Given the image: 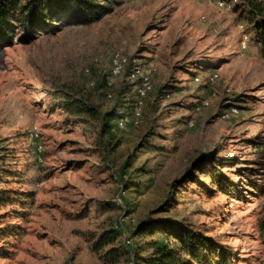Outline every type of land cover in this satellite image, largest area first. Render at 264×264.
Here are the masks:
<instances>
[{"label":"rangeland","instance_id":"1","mask_svg":"<svg viewBox=\"0 0 264 264\" xmlns=\"http://www.w3.org/2000/svg\"><path fill=\"white\" fill-rule=\"evenodd\" d=\"M215 1L116 0L96 21L62 23L0 50V264H104L90 239L106 230L124 251L116 264H132L129 248L133 260L147 256L149 240L176 248L165 233L133 234L141 222L168 219L229 247L234 264H263L264 58L250 34L238 54L237 26L247 23ZM114 52L154 73L136 124L127 114L133 87L125 93L117 112L127 121L122 129L112 121L117 143L107 150L93 124L56 97L71 92L108 110L124 80L108 73ZM219 175L236 191L226 194Z\"/></svg>","mask_w":264,"mask_h":264},{"label":"trees","instance_id":"2","mask_svg":"<svg viewBox=\"0 0 264 264\" xmlns=\"http://www.w3.org/2000/svg\"><path fill=\"white\" fill-rule=\"evenodd\" d=\"M115 3L116 0H0V50L5 46L12 45L14 39L18 42L25 41L33 33L52 34L58 30L62 23L89 24L110 13ZM234 6L239 9L241 17L247 23V30L243 28L242 30L248 35H252L257 42L260 55L264 58V3L261 0H236L230 9ZM131 59L128 57V64L121 74L124 80L116 89L113 98L115 104L108 110L100 111L86 98L75 93L64 92L56 97L57 105L66 114L75 117L80 123L93 124L95 144L100 149L112 150L117 143L113 140L114 136L111 132L112 121L122 115L117 112V107H124L125 93L129 92L130 86H133V83L126 78ZM107 94L109 97L113 95L110 85L105 82V97ZM132 101L130 100V104L127 106L129 113ZM129 113L127 114L129 115ZM223 181L224 178L219 175L217 184L228 187L224 190L226 194L231 193L234 190L233 183L229 181L224 184ZM180 225L169 219L149 223L141 222L135 228L134 235L150 236L155 232L165 233L166 238L173 239L176 248L155 246V242L149 240L145 242V246L151 249L150 254L137 256L136 260H133L134 251L129 246L125 247L129 248L127 254L131 256L132 264L235 263V255L229 247L219 244L216 239L201 236ZM256 230L264 252V201L258 210ZM116 238L117 234L114 230H106L90 239V248L93 252L100 253L99 259L102 263L116 264L124 255V251L114 245Z\"/></svg>","mask_w":264,"mask_h":264},{"label":"built area","instance_id":"3","mask_svg":"<svg viewBox=\"0 0 264 264\" xmlns=\"http://www.w3.org/2000/svg\"><path fill=\"white\" fill-rule=\"evenodd\" d=\"M235 1L236 0H216L215 4L219 8H222L224 10H230L231 5ZM237 27L238 30L240 31L238 54L242 56L248 44V34L242 30V27L240 25H238ZM128 61H129L128 57L120 53L114 52L113 54H111L109 58V68H108L109 75L111 77L120 76L124 72L128 64ZM83 73L88 74V68H84ZM153 73H154V67L151 63L144 62L136 58H132L130 60V66L128 68L126 78L127 80H129V82L133 83L132 87L134 92V98L131 104V111L129 113V117H130L129 120L133 124H136L139 118L141 117L144 98L146 97L147 93L151 91L152 88L150 79ZM215 77H216V73L212 72L210 73L209 76H207V79L208 81H212ZM88 84L92 86L94 84L93 80H90ZM107 97H109L108 94ZM207 103H208L207 100H201L199 102V106H205L207 105ZM126 121H127L126 116L120 115L115 119L114 125L116 128L122 129L124 128ZM187 124L190 125L191 120H188ZM35 136H36L35 128L32 127L30 128V130H28L26 134V138L27 140L30 141V139L31 138L34 139ZM37 147L39 149L40 145L38 144ZM119 188L121 191L122 186L119 185ZM113 200L117 204L121 203L120 194L119 193L115 194ZM123 238L126 239L125 241H123L124 246L128 247V245H130L129 239L127 238L126 235Z\"/></svg>","mask_w":264,"mask_h":264}]
</instances>
